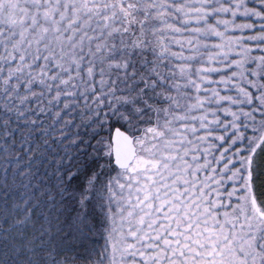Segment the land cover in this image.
Segmentation results:
<instances>
[{
  "label": "snow or ice",
  "instance_id": "snow-or-ice-1",
  "mask_svg": "<svg viewBox=\"0 0 264 264\" xmlns=\"http://www.w3.org/2000/svg\"><path fill=\"white\" fill-rule=\"evenodd\" d=\"M0 264H264V0H0Z\"/></svg>",
  "mask_w": 264,
  "mask_h": 264
}]
</instances>
